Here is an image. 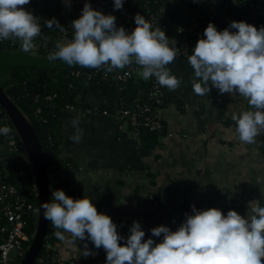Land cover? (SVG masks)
<instances>
[{
  "label": "crops",
  "instance_id": "0c3cea01",
  "mask_svg": "<svg viewBox=\"0 0 264 264\" xmlns=\"http://www.w3.org/2000/svg\"><path fill=\"white\" fill-rule=\"evenodd\" d=\"M48 2L55 5L54 0L41 1L38 13ZM170 10L160 17V24L173 44L179 29L196 44L217 15L227 28L230 18L238 22L243 14L264 27V0H182ZM168 68L182 83L175 91L163 87L166 103L157 111L163 130L150 153L139 160L138 142L124 133L119 111L122 104L132 107L144 96L141 76L123 99L88 85L84 98H77L74 109L61 117V156L74 165L66 173L72 198L89 197L125 239L134 221L145 239L159 243L162 237H152L149 230L165 226L176 231L185 213L193 214L192 205L197 210L216 208L225 215L233 210L243 217L251 201L261 205L264 200V133L253 144L242 143L232 119L253 109L242 97L220 94L211 85L208 95L194 94V71L188 61L174 60ZM65 236L56 246L58 263L106 264L102 247L96 249L91 241L70 243L71 237ZM85 243L95 255H83Z\"/></svg>",
  "mask_w": 264,
  "mask_h": 264
},
{
  "label": "clouds",
  "instance_id": "9594fccd",
  "mask_svg": "<svg viewBox=\"0 0 264 264\" xmlns=\"http://www.w3.org/2000/svg\"><path fill=\"white\" fill-rule=\"evenodd\" d=\"M29 3L30 0H0V41H19L24 52L35 48L34 40L41 34L39 18L25 10ZM123 4L124 0H113L114 10H121ZM134 22L136 26L128 34L123 27L117 28L115 16L104 15L85 3L80 18L72 21V41L58 45L49 59L70 67L103 69L105 73L134 63L144 80L154 77L161 87L175 91L182 81L171 74L168 65L177 58L179 49L170 47L165 33L159 27L153 28L144 16L137 14ZM45 25L64 31L55 18ZM203 36L188 56L194 71L193 92L206 96L215 88L220 94L245 99L253 110L242 111L232 119L238 139L253 144L264 133V27L257 29L243 21H233L228 28L217 31L209 23ZM10 132L9 127H0V134ZM52 197L53 202L43 203L42 209L43 217L57 229L53 235L65 241L67 233L70 243L91 241L96 249L102 247L106 264H264V207L259 200L248 204L243 217L233 210L225 215L216 208L197 210L192 205L193 214L185 213L176 231L165 226L149 230L152 237H162L156 243L145 239V232L135 221L125 239L111 218L98 213L87 196L73 199L56 190ZM87 248L85 243V257L95 255Z\"/></svg>",
  "mask_w": 264,
  "mask_h": 264
},
{
  "label": "trees",
  "instance_id": "16d2710c",
  "mask_svg": "<svg viewBox=\"0 0 264 264\" xmlns=\"http://www.w3.org/2000/svg\"><path fill=\"white\" fill-rule=\"evenodd\" d=\"M41 1L30 0L33 16L35 17H37V7L41 4ZM181 3L182 0H124L121 10H114L113 6L112 10L117 13L139 11L147 16L157 14L162 9L165 12H170L171 6H179ZM62 10H64V7L61 5H57L55 8L56 12ZM240 21L251 24L257 29L261 27L259 21L247 18L244 14L239 16L238 22ZM209 23L214 24L217 31L227 28L221 23L220 15H217ZM58 28L55 27L43 33L51 34ZM195 45L193 42L189 43V47L192 50ZM4 51L28 53L21 50L19 41L14 43V47L12 48L6 43L0 44V52ZM43 54V52H37V55ZM104 73L103 69L97 70L80 66L58 70L21 66L11 69L0 76V87L38 139L48 184L49 202H53L52 193L54 191L63 190L64 187L69 185L70 180L66 177V173L74 167L69 159L61 156L60 127L61 117L65 110L68 107H75L77 98H84L88 85H93L94 88L100 91H112L120 99H123L135 86V79L138 76L135 75L125 83H122L116 80L113 72L106 73L108 77L103 79ZM150 82V79L142 82L145 92L144 96L137 102L140 106L147 104L149 111L145 114L148 117L153 116L157 118V111L165 106L166 100L164 98L161 105L148 101L146 95L150 90ZM161 88L163 90V87ZM122 106L126 107L125 104H122ZM144 117L142 116V119ZM160 122L162 127L158 130H150L146 127L138 128V145L136 147V158L138 160L150 153L158 136L162 133L163 122L161 120ZM5 126L9 127L11 132L8 135L0 134V145L9 142L19 143V137L9 122L3 108L0 106V127ZM15 160L14 164L7 167L10 173L3 178V183L14 186L22 191L25 204L23 210L25 211L23 214L25 231L31 236L36 229L37 217L27 206H30L32 209L38 207L35 177L34 173L29 170L28 163L25 161L23 155H15ZM20 170L24 171L22 178L18 175ZM68 197L72 198V191L68 192ZM55 231L57 229H54L51 222L48 221L44 245L34 264H61L56 262V244L60 240L53 235Z\"/></svg>",
  "mask_w": 264,
  "mask_h": 264
},
{
  "label": "built area",
  "instance_id": "2783aa9c",
  "mask_svg": "<svg viewBox=\"0 0 264 264\" xmlns=\"http://www.w3.org/2000/svg\"><path fill=\"white\" fill-rule=\"evenodd\" d=\"M85 3H89L93 10L99 11L104 15L115 16L117 28L123 27L128 34H131L136 26L134 17L137 14L144 16L153 25V28L159 27L163 31L160 24V17L166 13L164 9L160 10L157 14L147 16L139 11L117 13L112 10L113 0H55L54 8L57 5H61L64 9H80L84 7ZM25 10L33 14L30 3L25 6ZM71 24L72 21H68L61 25L64 31L58 28L51 34L41 33L34 40L35 48L24 54L33 58H49L52 53L57 51L58 45L72 41L74 30ZM178 35L177 42L175 44L169 42V46L179 49L178 56L175 60L188 61V56L192 54V49L189 47V43L192 41L180 29L178 30ZM2 43H6L11 48L14 47V43L11 40L0 41V44ZM37 52H43L44 54L37 55ZM139 70V66L133 63L122 71L114 70L113 73L117 81L125 83L133 76L138 75ZM107 77L108 75L104 73L103 79ZM150 80V90L146 95L147 99L149 102L161 105L165 98L164 92L154 77L150 78ZM68 109L72 110L74 107H68ZM148 111L149 107L147 104L140 106L137 101L132 107H120L119 114L126 125L124 133L136 139L137 142L139 127H146L150 130H158L162 127L158 117H148L145 114ZM142 116L145 117L142 119ZM15 155H23L25 161L28 163L29 170L33 172L29 156L21 141L19 143L9 142L0 145V264H20L34 236V234L30 236L25 231V221L23 220L25 204L22 191L14 186L3 183V178L10 173L7 167L16 162ZM18 175L22 178L24 171L20 170ZM62 191L68 196V192L72 191L71 183L64 187ZM260 206L264 207V200H262ZM27 208L31 209L37 217L38 207L32 209L30 206H27Z\"/></svg>",
  "mask_w": 264,
  "mask_h": 264
},
{
  "label": "water",
  "instance_id": "95a60500",
  "mask_svg": "<svg viewBox=\"0 0 264 264\" xmlns=\"http://www.w3.org/2000/svg\"><path fill=\"white\" fill-rule=\"evenodd\" d=\"M46 2L48 0H42ZM82 9H64L59 12H55L47 19L39 21L41 25V33L49 31L55 28V25L49 29L45 23L48 20L55 18L59 25H63L68 21H74L79 19L82 13ZM226 16V15H225ZM228 18V17H227ZM226 24L229 25L236 19L230 18ZM234 31V29H233ZM33 67L46 70H58L64 68H70L66 63L60 60H54L49 58H33L20 52H0V76L7 71L16 67ZM71 66V67H77ZM0 106L3 108L9 122L12 124L17 136L22 142L32 164L33 173L35 177L37 200H38V213L37 224L34 232L33 239L20 264H34L43 245L48 227V220L43 217L42 204L49 202L48 184L44 171L42 153L40 145L36 135L32 132L25 119L21 117L17 108L7 97L5 92L0 87Z\"/></svg>",
  "mask_w": 264,
  "mask_h": 264
},
{
  "label": "rangeland",
  "instance_id": "374dc122",
  "mask_svg": "<svg viewBox=\"0 0 264 264\" xmlns=\"http://www.w3.org/2000/svg\"><path fill=\"white\" fill-rule=\"evenodd\" d=\"M54 2H55V0H54ZM53 5H54L53 2H48V3L44 4V6H41L40 7L41 8V11L39 13L37 11V18H41L39 20H45L44 18L47 19L49 17V15H52L53 13H55L56 11H55V8H54ZM50 8H52V9L51 10H48Z\"/></svg>",
  "mask_w": 264,
  "mask_h": 264
}]
</instances>
